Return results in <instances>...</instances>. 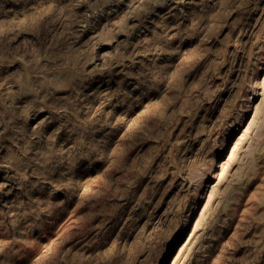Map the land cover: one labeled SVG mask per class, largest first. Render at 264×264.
Instances as JSON below:
<instances>
[{
    "label": "rangeland",
    "instance_id": "obj_1",
    "mask_svg": "<svg viewBox=\"0 0 264 264\" xmlns=\"http://www.w3.org/2000/svg\"><path fill=\"white\" fill-rule=\"evenodd\" d=\"M0 264H264V0H0Z\"/></svg>",
    "mask_w": 264,
    "mask_h": 264
}]
</instances>
